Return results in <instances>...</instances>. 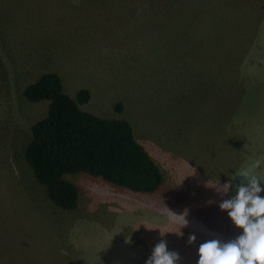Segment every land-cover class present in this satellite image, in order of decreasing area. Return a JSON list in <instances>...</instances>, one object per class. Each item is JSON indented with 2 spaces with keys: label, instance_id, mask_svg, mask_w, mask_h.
I'll return each mask as SVG.
<instances>
[{
  "label": "rangeland",
  "instance_id": "obj_1",
  "mask_svg": "<svg viewBox=\"0 0 264 264\" xmlns=\"http://www.w3.org/2000/svg\"><path fill=\"white\" fill-rule=\"evenodd\" d=\"M122 3L0 0V264H146L161 239L196 264L200 244L242 231L219 205L242 170L264 183V0ZM48 72L76 101L88 92L82 110L131 124L159 190L78 172L63 175L77 207L52 202L25 157L49 100L24 89Z\"/></svg>",
  "mask_w": 264,
  "mask_h": 264
},
{
  "label": "trees",
  "instance_id": "obj_2",
  "mask_svg": "<svg viewBox=\"0 0 264 264\" xmlns=\"http://www.w3.org/2000/svg\"><path fill=\"white\" fill-rule=\"evenodd\" d=\"M24 95L34 102L49 100L46 116L31 126L25 157L55 205L65 210L78 205V187L65 174L84 172L142 193L163 185L159 166L127 120L99 118L79 107L78 101L88 98L86 90L78 92L76 101L64 92L60 76L48 72L26 86Z\"/></svg>",
  "mask_w": 264,
  "mask_h": 264
},
{
  "label": "clouds",
  "instance_id": "obj_3",
  "mask_svg": "<svg viewBox=\"0 0 264 264\" xmlns=\"http://www.w3.org/2000/svg\"><path fill=\"white\" fill-rule=\"evenodd\" d=\"M257 161V167L259 166ZM241 183L235 187V194L220 203L222 211H226L232 223L242 230L235 238L223 241L219 238L206 240L198 248L196 264H264V187L260 177L250 169L239 173ZM229 183L216 186L218 192L227 193L232 187ZM171 212V211H170ZM187 226V212L175 214ZM182 235V233H180ZM195 235L188 237L187 243L193 244ZM66 254V253H65ZM179 252L169 250L167 241L161 239L152 249L146 264H180Z\"/></svg>",
  "mask_w": 264,
  "mask_h": 264
},
{
  "label": "crops",
  "instance_id": "obj_4",
  "mask_svg": "<svg viewBox=\"0 0 264 264\" xmlns=\"http://www.w3.org/2000/svg\"><path fill=\"white\" fill-rule=\"evenodd\" d=\"M120 1L123 2L122 4L126 5L125 7L136 8V9L147 7V5L149 4V0H147V1H142V0H120Z\"/></svg>",
  "mask_w": 264,
  "mask_h": 264
}]
</instances>
